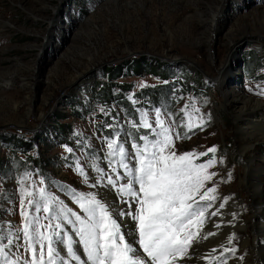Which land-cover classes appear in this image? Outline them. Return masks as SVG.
I'll return each mask as SVG.
<instances>
[{
  "label": "rangeland",
  "instance_id": "rangeland-1",
  "mask_svg": "<svg viewBox=\"0 0 264 264\" xmlns=\"http://www.w3.org/2000/svg\"><path fill=\"white\" fill-rule=\"evenodd\" d=\"M215 16L216 24L211 27ZM255 35L264 36V0H0V240L11 238L15 243L17 236L23 239L26 220L20 214L21 188L33 193L24 198L25 205L33 202L32 208L25 207V213L32 230L43 225L39 231L44 235L51 234L47 225L61 207L60 201L84 215L73 201L79 192L86 196L98 193L97 199L125 207L117 202L109 185L92 187L101 168L99 151L107 158L105 171L114 179L113 167L124 174L119 153L110 157L107 148L110 140L124 147L117 113L123 115L132 154L133 144H144L140 137L155 139L153 129L161 127L156 123L157 111L163 127L171 129L177 155L205 153L215 146L216 153L195 160L199 164L213 156L216 159L207 170L215 175L204 186L217 189L209 193L215 199L197 196V207L207 213L223 199H244L246 214L252 217L253 201L242 179L247 163L264 178V135L239 133L233 113L242 115L243 105L233 112L225 103L238 91L249 100L248 110L259 109L264 116V68L247 73L244 65L245 61L248 67L264 60L255 47ZM130 60L162 65L170 80L145 71L139 76L126 75L117 83L132 85L126 97L135 106L129 110L132 116L126 117L117 102L107 107L94 101L88 108L90 113L83 116L78 111L83 105L78 95L82 83L71 84L74 77L90 69L87 84L98 69H116ZM226 71L221 88V73L226 76ZM99 82L105 83L107 78ZM144 113L152 129L142 126ZM100 125L113 132L104 136ZM53 131L60 135V141L51 137ZM242 147H247L245 154ZM18 160L25 161L21 170L15 166ZM132 161L126 160L130 166ZM37 164L43 168L42 175ZM41 188L46 196L51 193L58 200L41 199ZM262 195L264 199V192ZM46 202L50 213L43 211ZM37 203L41 207L38 214ZM228 208L225 212H230ZM238 214L235 222L239 226L245 217L240 211ZM35 216L39 219L33 220ZM51 223L54 227L56 221ZM247 227L252 230L253 224L248 221ZM67 234L78 239L71 231ZM244 240L243 235L234 239L230 249L237 251H226L217 264L237 260L259 264L260 256L256 254L254 260L248 246L241 259ZM7 255L6 251L0 260ZM13 255L20 261L31 260L30 251L23 248ZM67 260L66 264H72L71 256ZM9 261L16 264V260Z\"/></svg>",
  "mask_w": 264,
  "mask_h": 264
},
{
  "label": "snow or ice",
  "instance_id": "snow-or-ice-1",
  "mask_svg": "<svg viewBox=\"0 0 264 264\" xmlns=\"http://www.w3.org/2000/svg\"><path fill=\"white\" fill-rule=\"evenodd\" d=\"M144 117L141 120L142 126L152 129V124L146 119L147 113H144ZM156 117V123L161 127L159 131L153 129L155 139L149 140L147 135L140 137L144 144H133L134 154L126 153L125 148L117 145L115 140L107 142L110 157L116 152L119 153L124 174L121 175L113 167L116 175L114 179L100 168L97 170L99 175L96 177V184L92 185H110L117 193L118 200L127 205V210L118 209L115 204L109 205L97 199L98 193L86 196L79 192L73 197V201L78 204L84 215L74 212L60 201L61 207L56 210L47 225L51 234L44 235L39 231L43 225H38L35 231L32 230L25 207L32 208L33 202L29 200L25 205L24 198L31 197L33 193L21 188L20 214L26 220L23 239L17 236L15 243L11 238L0 240V255H4L6 251L8 253L4 260H0V264H10L9 258L16 260V264H56V261L66 264L69 256L79 261V264H85V261L80 259L81 249L90 264H175L178 258L187 256L193 239L190 229L202 225L205 218V210L197 207L195 197L199 196L201 200L215 199V196L210 197L209 193L217 191L214 187L204 188L205 183L215 175L207 171L215 165V157L199 164L195 160L208 153L214 154L218 149L214 146L205 153L185 152L177 155L173 150L175 146L170 135L171 129L163 127L159 111L156 112ZM188 128L191 130L192 125L189 124ZM126 160H135L136 164L130 166ZM79 171L88 179L83 168H79ZM120 180L126 182L120 183ZM39 195L46 201L58 200V197L51 196V193L46 196L43 188L40 189ZM40 211L41 207L37 203L35 212L38 214ZM43 211H52L49 203L43 205ZM125 216L135 222L131 230L138 232V241L126 239L127 232L121 230L122 218ZM38 219L39 216L33 217V220ZM51 220L56 221L54 227ZM69 231L78 239L67 234ZM211 234L213 233L208 235ZM137 243L139 249H142V254L134 247ZM22 248L24 251H30V261H20L13 255ZM225 251L235 252L237 249Z\"/></svg>",
  "mask_w": 264,
  "mask_h": 264
},
{
  "label": "bare ground",
  "instance_id": "bare-ground-1",
  "mask_svg": "<svg viewBox=\"0 0 264 264\" xmlns=\"http://www.w3.org/2000/svg\"><path fill=\"white\" fill-rule=\"evenodd\" d=\"M216 18L217 16L213 18L212 24L210 25L211 27L216 24ZM219 29L217 30V32L219 31ZM255 36H257L255 38V47H257L260 52L264 54V44L261 43L264 41V36ZM231 44L232 42L230 41L229 46H231ZM89 72L90 69L80 72L77 76L74 77L71 84L79 82L82 84L86 83L89 78ZM226 74L227 75L225 76L223 73H221V80L219 85L221 88H223L225 78L228 76L227 71ZM230 99L231 100H226L225 104L227 108L235 112L238 107H241L243 105V108L241 110L242 115L243 113L248 112L246 113L244 120H242V115L237 116V113H233L238 126V132L247 137L264 135V116L262 117V114L259 113L260 110H248L247 106L249 104V100H247L238 91H235ZM255 128H258V130L256 129L257 131H259L258 133L255 131ZM246 150L247 147H242V154H245ZM260 176H263V174H258L250 163L246 164L245 177L242 179V183L249 187V194L253 201L254 215L248 218L245 211L246 203L244 199H223L219 205L209 209V211L205 213V218L202 225H200L199 227L193 226V228L190 229V231L193 233V239L191 247L189 249V253L184 258H178L175 261V264H217L218 260L226 254L225 249H230L232 241L234 239L239 240L242 235L245 237V240L242 244V253L240 252L242 255V260L243 256H246L245 254H247L245 250L246 246H248L251 249L252 257L254 258V260L256 258L255 255L257 254L260 256L259 264H264V199L262 198V194L264 192V178H260ZM112 204H115L116 208L122 209V206L118 205L115 202L109 203V205ZM226 208H228L232 214L229 211L225 212ZM238 211L242 213L241 216L245 217V222H243L239 226L235 222L239 215ZM214 212L216 213V215H212V213ZM130 220L131 219L127 216L122 218L123 222L121 230L127 232L126 239H135L136 241H138L137 237H134L133 231L131 230L132 224ZM248 221L253 224L252 230L247 227ZM209 233L213 234L208 235ZM134 247H137L140 253L142 252V250H140L138 247V243L134 244ZM241 263L243 264L244 261L240 260L239 262V260H237L235 262H232L231 264Z\"/></svg>",
  "mask_w": 264,
  "mask_h": 264
},
{
  "label": "trees",
  "instance_id": "trees-1",
  "mask_svg": "<svg viewBox=\"0 0 264 264\" xmlns=\"http://www.w3.org/2000/svg\"><path fill=\"white\" fill-rule=\"evenodd\" d=\"M252 53H254V51H252ZM143 62L130 60V61H127L125 64L118 65L116 69L109 68L107 72L110 75V81L108 83H104L102 87H100L98 90L95 91V94H94L95 103H100L105 106H110L114 101L119 102L122 105L128 103L125 99L124 93L130 91L132 88V85L111 82V80H117L120 77H122L124 74L123 71L125 68H127L131 73L137 76L144 73L143 71H145L148 74L159 76V77H165L164 74H167L165 79L168 78V70L164 69L163 68L164 66L152 65L151 63H148V62L143 63ZM258 67L264 68V65H262L261 62L256 61L255 65L246 67V72L254 73L256 72V69ZM117 90H119V92L116 95ZM61 127L65 128L66 126L62 125ZM23 146H28V144H24ZM22 165H25V161L20 162L18 160L15 163V166L17 168L23 167ZM37 166L41 170H43V168L40 165L37 164ZM2 169H3L2 166H0V171H2Z\"/></svg>",
  "mask_w": 264,
  "mask_h": 264
},
{
  "label": "water",
  "instance_id": "water-1",
  "mask_svg": "<svg viewBox=\"0 0 264 264\" xmlns=\"http://www.w3.org/2000/svg\"><path fill=\"white\" fill-rule=\"evenodd\" d=\"M245 46V42L242 43V46L241 47H244ZM105 71H103L102 75H104ZM243 81V79L241 78V82Z\"/></svg>",
  "mask_w": 264,
  "mask_h": 264
}]
</instances>
